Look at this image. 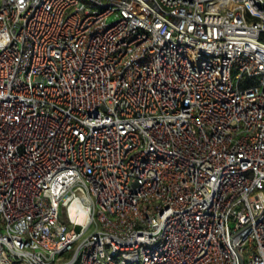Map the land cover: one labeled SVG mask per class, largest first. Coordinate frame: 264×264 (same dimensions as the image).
<instances>
[{
  "label": "built area",
  "instance_id": "obj_1",
  "mask_svg": "<svg viewBox=\"0 0 264 264\" xmlns=\"http://www.w3.org/2000/svg\"><path fill=\"white\" fill-rule=\"evenodd\" d=\"M0 264H264V0H0Z\"/></svg>",
  "mask_w": 264,
  "mask_h": 264
},
{
  "label": "bare ground",
  "instance_id": "obj_2",
  "mask_svg": "<svg viewBox=\"0 0 264 264\" xmlns=\"http://www.w3.org/2000/svg\"><path fill=\"white\" fill-rule=\"evenodd\" d=\"M76 216H77V220H79L81 222H83L86 219V216H85L84 213H80V214H78Z\"/></svg>",
  "mask_w": 264,
  "mask_h": 264
}]
</instances>
